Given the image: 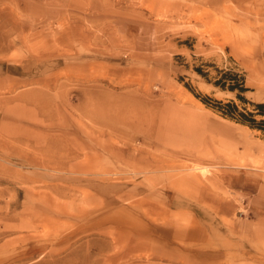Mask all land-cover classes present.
<instances>
[{
  "label": "rangeland",
  "instance_id": "obj_1",
  "mask_svg": "<svg viewBox=\"0 0 264 264\" xmlns=\"http://www.w3.org/2000/svg\"><path fill=\"white\" fill-rule=\"evenodd\" d=\"M262 30L264 0H0V264H264V132L210 107L264 103ZM109 98L162 134L111 142Z\"/></svg>",
  "mask_w": 264,
  "mask_h": 264
},
{
  "label": "bare ground",
  "instance_id": "obj_2",
  "mask_svg": "<svg viewBox=\"0 0 264 264\" xmlns=\"http://www.w3.org/2000/svg\"><path fill=\"white\" fill-rule=\"evenodd\" d=\"M244 4V3H243ZM242 5V4H241ZM232 7V6H231ZM246 8H247V6H246ZM225 9V8H224ZM223 9V10H224ZM229 9V8H228ZM230 11V10H229ZM255 11V10H254ZM227 13V12H226ZM229 13V12H228ZM233 13V12H232ZM231 13V14H232ZM230 16H232V15H230ZM233 16H235L234 14H233ZM221 18V17H220ZM232 18V17H231ZM241 18V17H240ZM239 18V19H240ZM217 19V18H216ZM224 19V18H223ZM218 20V19H217ZM216 20V24H218L219 23V21H217ZM227 20V19H226ZM225 19H224V21H226ZM213 21V23L212 24H214L215 23V19L214 20H212ZM231 21V20H230ZM218 22V23H217ZM223 22V21H222ZM251 22V21H250ZM211 24V23H210ZM216 24H214V26L213 27H215L216 26ZM220 24V23H219ZM234 25V24H233ZM246 25V24H245ZM219 26V25H218ZM235 26V25H234ZM230 27V26H229ZM236 27V26H235ZM247 27V26H246ZM237 28V27H236ZM212 29V28H211ZM223 29V28H222ZM225 29V28H224ZM235 29V28H234ZM233 29V30H234ZM240 29H242V28H240ZM248 29V28H247ZM213 31H215L214 29H212ZM248 31H249V29H248ZM234 32V31H233ZM244 32V31H243ZM262 33H264V30H262L261 31ZM227 33H228V30H227ZM226 33V34H227ZM251 33V32H250ZM222 34V33H221ZM224 35H226L225 34V30H224V33H223ZM222 34V35H223ZM234 34V33H233ZM256 35V34H255ZM259 35V34H258ZM227 36V39H228V34L226 35ZM249 36V35H248ZM247 35H246V37H248ZM253 36H254V34H253ZM256 37V36H255ZM223 38V40H225V37H222ZM235 38V37H234ZM236 39V38H235ZM244 39V38H243ZM248 39H250V37H248ZM245 40H246V38H245ZM227 41H229V40H227ZM227 41H225V42H227ZM258 41V40H257ZM257 41H255V42H257ZM235 42V41H234ZM247 42V41H246ZM254 42V41H253ZM231 43V42H230ZM235 44V43H234ZM233 43L231 44V45H234ZM260 45V44H259ZM248 46V45H247ZM234 48H235V45H234ZM257 48V47H256ZM261 48V47H260ZM247 49V48H246ZM254 50V49H253ZM239 51V50H238ZM254 52V51H253ZM253 52H252V54H253ZM240 53H242V52H240ZM250 53V52H249ZM255 53V52H254ZM251 54V55H252ZM250 55V54H249ZM243 58H244V56H242ZM247 57V56H246ZM133 93V92H132ZM122 95H124L125 96V94L123 93ZM131 95V94H130ZM129 95V96H130ZM133 95H135V94H133ZM132 95V96H133ZM126 96H128L127 94H126ZM138 96V95H137ZM137 96H135V98H137ZM119 97H121V96H119ZM123 97V96H122ZM139 99H140V97H138ZM137 98V99H138ZM127 99H129V98H127ZM132 99H133V97H132ZM131 99V100H132ZM136 100V99H135ZM141 100V99H140ZM144 100V99H143ZM133 101V100H132ZM138 102H127V104L126 103H124L123 101H122V98H116L115 100L114 99H108L106 102H105V104H101L104 108H103V113L101 112V111H99L98 109L96 110V111H99L100 112V114L98 113V115H96L95 116V118L97 117V120H99V121H101V122H103L105 125H106V129L108 130V136H109V139L111 140V142H114L115 141V139L117 138V137H119V138H121V141H123L124 139L125 140H127V132H126V130L124 129V127H127L128 129H132V131H134V132H143L144 131V135H145V137L146 138H149L150 136H153V135H155V134H157V129H160V134H162V132H163V124H162V122H160L159 121V123H157V115L159 114V106H161V105H159V106H157V104H159V103H157V104H153L150 100H148L147 102H143V101H139V100H137ZM151 102V103H150ZM100 105V104H99ZM97 107V106H96ZM185 108V107H184ZM183 108V109H184ZM95 109V108H94ZM93 109V110H94ZM92 111V110H91ZM102 113V114H101ZM177 113H179V112H177ZM96 114H97V112H96ZM180 114V113H179ZM94 115V114H93ZM94 117V116H93ZM180 117H182L181 115H180ZM183 119V118H182ZM96 122V121H95ZM183 121L181 120V123H182ZM5 124V123H4ZM165 131L166 132H168V131H173V125H172V123H170V124H168V123H166V121H165ZM186 126V125H185ZM183 127V126H182ZM187 127V126H186ZM105 129V130H106ZM127 129V130H128ZM187 129V128H186ZM106 130V131H107ZM188 130V129H187ZM187 130H185V133H186V131ZM130 132V131H129ZM183 132H184V130H183ZM184 133V134H185ZM167 134V133H166ZM183 134V133H182ZM187 134V133H186ZM138 135V134H137ZM137 135L135 136V137H137ZM130 136V135H129ZM132 136V135H131ZM187 136V135H186ZM119 138H117L118 140H119ZM136 140V139H135ZM146 140V139H145ZM132 141V140H131ZM130 141V142H131ZM126 142V141H125ZM129 141L128 142H126L127 143V145H128V143H130ZM135 142V141H134ZM123 143V142H122ZM132 143H133V141H132ZM132 143H130V144H132ZM124 144V143H123ZM125 145V144H124ZM162 146V145H161ZM140 147V146H139ZM141 147H142V145H141ZM170 148V147H169ZM142 149V148H141ZM146 149V148H145ZM148 149V148H147ZM191 150V149H190ZM201 150V149H200ZM199 150V151H200ZM166 151V150H165ZM172 151V150H171ZM180 151H183V148H182V150H180ZM198 151V150H197ZM196 151V152H197ZM198 151V152H199ZM137 152V151H136ZM139 152V151H138ZM140 152H141V150H140ZM160 152H161V150H160ZM178 152V151H177ZM176 152V153H177ZM194 152V151H193ZM195 152V153H196ZM144 153V152H143ZM162 153V152H161ZM164 153V152H163ZM181 153V152H180ZM179 153V154H180ZM171 155V154H170ZM176 154H174L173 156H175ZM186 155V154H185ZM188 155V154H187ZM191 155V154H190ZM199 155V154H198ZM200 155H202V154H200ZM204 156V155H203ZM163 157V156H162ZM166 158H171V157H166ZM183 158V157H182ZM205 159V158H204ZM135 160V159H134ZM149 160V159H148ZM156 160V159H155ZM158 160V159H157ZM156 160V161H157ZM163 160V159H162ZM168 161H169V159H168ZM152 162V161H151ZM158 162H159V160H158ZM170 162V161H169ZM169 162H167V163H169ZM157 163V162H156ZM165 164H166V162H164ZM162 164V163H161ZM180 164V163H179ZM170 165H173V163H171ZM169 165V166H170ZM182 165V164H181ZM183 165H184V163H183ZM190 164H188V166H189ZM164 166H166V165H164ZM169 166L167 167V168H169ZM174 166V165H173ZM172 166V167H173ZM186 166H187V164H186ZM194 166V165H193ZM171 166H170V168H172ZM192 167V166H191ZM166 168V169H167ZM169 168V169H170ZM174 168V167H173ZM180 168V167H179ZM188 168V167H187ZM197 167H195L194 169H196ZM175 169V168H174ZM193 169V170H194ZM182 170V169H181ZM203 172H205V170L203 171ZM202 172V173H203ZM192 173V172H191ZM195 174V173H194ZM188 175H192V174H188ZM192 176H195V175H192ZM199 182V181H198ZM204 187V186H203ZM176 189V188H175ZM208 190V189H207ZM215 190V189H214ZM209 194V193H208ZM212 195H214V194H212ZM215 196V195H214ZM204 206V205H203ZM206 206V205H205Z\"/></svg>",
  "mask_w": 264,
  "mask_h": 264
},
{
  "label": "trees",
  "instance_id": "obj_3",
  "mask_svg": "<svg viewBox=\"0 0 264 264\" xmlns=\"http://www.w3.org/2000/svg\"><path fill=\"white\" fill-rule=\"evenodd\" d=\"M200 75L207 77L202 70H196ZM208 79V78H207ZM214 85L221 88L223 91H230L236 93V97L243 103H252L248 101L243 94L248 91L246 88V79L243 74L235 71L218 70V76ZM204 103L210 106L207 100ZM255 107V111L240 110L239 105L230 100L227 102L216 101V106H210L224 118L233 120L237 123L250 127L251 129H257L264 132V118L257 120V115L264 117V103H252Z\"/></svg>",
  "mask_w": 264,
  "mask_h": 264
}]
</instances>
